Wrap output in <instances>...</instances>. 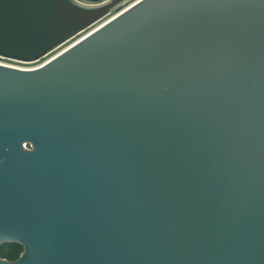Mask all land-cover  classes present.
<instances>
[{"label": "water", "instance_id": "obj_1", "mask_svg": "<svg viewBox=\"0 0 264 264\" xmlns=\"http://www.w3.org/2000/svg\"><path fill=\"white\" fill-rule=\"evenodd\" d=\"M0 0L37 61L124 0ZM0 264H264V0H140L0 64Z\"/></svg>", "mask_w": 264, "mask_h": 264}, {"label": "rangeland", "instance_id": "obj_2", "mask_svg": "<svg viewBox=\"0 0 264 264\" xmlns=\"http://www.w3.org/2000/svg\"><path fill=\"white\" fill-rule=\"evenodd\" d=\"M135 2H137V0H124V1H122L120 4H118L117 6H115L112 9L111 13H109L101 21L97 22L93 26L89 27L85 31H83L80 34H78L77 36H75L74 38L70 39L69 41H67L66 43H64L63 45H61L59 48L55 49L53 52H50L45 57L41 58L40 60H37V61H21V60H16V59H6L4 61H6L7 63H9L12 66L23 67V68L37 66V65L43 63L44 61H46L48 58H50L53 54L59 52L60 50L64 49L65 47H67L68 45H70L71 43H73L74 41H76L79 38H81L85 33L89 32L93 28L97 27L103 21L109 19L110 17L116 15L117 13L122 12V10H124L126 7L128 8V6L134 4ZM4 258H6V257H4Z\"/></svg>", "mask_w": 264, "mask_h": 264}, {"label": "trees", "instance_id": "obj_3", "mask_svg": "<svg viewBox=\"0 0 264 264\" xmlns=\"http://www.w3.org/2000/svg\"><path fill=\"white\" fill-rule=\"evenodd\" d=\"M23 250L24 246L19 242H6L0 244V256L6 257L9 260L17 259Z\"/></svg>", "mask_w": 264, "mask_h": 264}, {"label": "built area", "instance_id": "obj_4", "mask_svg": "<svg viewBox=\"0 0 264 264\" xmlns=\"http://www.w3.org/2000/svg\"><path fill=\"white\" fill-rule=\"evenodd\" d=\"M74 2H76V3H78V4H81V5H84V6H86V5H89V3L86 1V0H73ZM66 43V42H65ZM64 44V43H63ZM63 44H61V45H63ZM60 45V46H61ZM60 46H58V47H56L55 49H57V48H59ZM55 49H53L52 51H50V52H53ZM66 49V48H65ZM61 52L63 51V50H60ZM59 51V52H60ZM49 52V53H50ZM48 53V54H49ZM58 53V52H57ZM48 54H46V55H48ZM45 55V56H46ZM55 55H57L56 53L55 54H53L50 58H48L46 61H44L43 63H41V64H39V65H37V66H40V65H43L45 62H47L48 60H50L51 58H53V57H55ZM44 56V57H45ZM43 58V57H42ZM6 59H9V58H6V57H3V56H0V64H6V65H10L9 63H7L6 61H4V60H6ZM40 60V59H39ZM36 66V67H37Z\"/></svg>", "mask_w": 264, "mask_h": 264}, {"label": "bare ground", "instance_id": "obj_5", "mask_svg": "<svg viewBox=\"0 0 264 264\" xmlns=\"http://www.w3.org/2000/svg\"><path fill=\"white\" fill-rule=\"evenodd\" d=\"M138 1H140V0H137V2H138ZM135 3H136V2H135ZM135 3H134V4H135ZM130 6H131V5H130ZM130 6H128V8H129ZM128 8L126 7L124 10H122V12L125 11L126 9H128ZM120 13H121V12H120ZM120 13H117L116 15H114V16L110 17L109 19L103 21V22H102L101 24H99L97 27L103 25L105 22H108L110 19L116 17V16H117L118 14H120ZM97 27L93 28L92 30L96 29ZM92 30H90L89 32H91ZM89 32H88V33H89ZM85 34H87V33H85ZM85 34H84V35H85ZM84 35H83V36H84ZM79 39H81V38H79ZM79 39H78V40H79ZM78 40H76V41H78ZM76 41H74L73 43H71L70 45H68V46L65 47V48H68L69 46H71L72 44H74ZM65 48L62 49V50H65ZM59 53H61V51L58 52V53H56V54L58 55ZM55 56H56V55H55ZM34 67H36V66H34ZM26 68H33V67H26Z\"/></svg>", "mask_w": 264, "mask_h": 264}, {"label": "flooded vegetation", "instance_id": "obj_6", "mask_svg": "<svg viewBox=\"0 0 264 264\" xmlns=\"http://www.w3.org/2000/svg\"><path fill=\"white\" fill-rule=\"evenodd\" d=\"M133 5V4H132ZM88 33V32H87ZM86 35V34H85ZM84 37V36H83ZM23 68V67H22ZM26 68V67H25Z\"/></svg>", "mask_w": 264, "mask_h": 264}]
</instances>
